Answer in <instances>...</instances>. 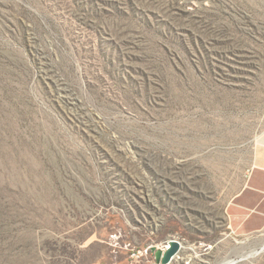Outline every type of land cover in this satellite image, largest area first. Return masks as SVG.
<instances>
[{
  "label": "rangeland",
  "instance_id": "rangeland-1",
  "mask_svg": "<svg viewBox=\"0 0 264 264\" xmlns=\"http://www.w3.org/2000/svg\"><path fill=\"white\" fill-rule=\"evenodd\" d=\"M259 144L264 0H0V264H264Z\"/></svg>",
  "mask_w": 264,
  "mask_h": 264
},
{
  "label": "crops",
  "instance_id": "crops-1",
  "mask_svg": "<svg viewBox=\"0 0 264 264\" xmlns=\"http://www.w3.org/2000/svg\"><path fill=\"white\" fill-rule=\"evenodd\" d=\"M231 226L251 233L264 229V144L254 151V160L242 189L227 206Z\"/></svg>",
  "mask_w": 264,
  "mask_h": 264
},
{
  "label": "water",
  "instance_id": "water-1",
  "mask_svg": "<svg viewBox=\"0 0 264 264\" xmlns=\"http://www.w3.org/2000/svg\"><path fill=\"white\" fill-rule=\"evenodd\" d=\"M181 249V244L178 240L171 239L169 246L166 249L157 246H151V251L154 253L155 260L158 264H169Z\"/></svg>",
  "mask_w": 264,
  "mask_h": 264
},
{
  "label": "bare ground",
  "instance_id": "bare-ground-1",
  "mask_svg": "<svg viewBox=\"0 0 264 264\" xmlns=\"http://www.w3.org/2000/svg\"><path fill=\"white\" fill-rule=\"evenodd\" d=\"M232 262V261H231ZM223 264H227V262H224ZM229 264V263H228Z\"/></svg>",
  "mask_w": 264,
  "mask_h": 264
},
{
  "label": "built area",
  "instance_id": "built-area-1",
  "mask_svg": "<svg viewBox=\"0 0 264 264\" xmlns=\"http://www.w3.org/2000/svg\"><path fill=\"white\" fill-rule=\"evenodd\" d=\"M167 247H168V246H167ZM167 247H166V248H167ZM132 254H136V253H132Z\"/></svg>",
  "mask_w": 264,
  "mask_h": 264
}]
</instances>
